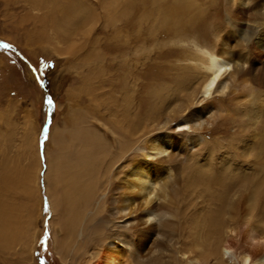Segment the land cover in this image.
Returning <instances> with one entry per match:
<instances>
[{"label":"rangeland","instance_id":"rangeland-1","mask_svg":"<svg viewBox=\"0 0 264 264\" xmlns=\"http://www.w3.org/2000/svg\"><path fill=\"white\" fill-rule=\"evenodd\" d=\"M109 1L0 0V218L3 225L11 226L6 239L0 240V264H95L89 262L90 256L118 239L111 209L121 205L124 194L115 190L119 184L115 175L120 170L127 172L130 160L126 157L112 166L125 155L122 148L132 137L126 130L140 128L137 146L141 147L136 146L129 154L134 165L144 157L146 139L159 134V123L169 116L174 102L183 109L168 130L177 133L182 114L195 105L186 89H194L197 76L183 67L194 47L183 40L201 34L196 36L200 41L203 37V41L216 45L217 35L233 34V46L242 52L253 48L257 37L247 34L242 40L238 31L230 33L233 27L227 18L226 0H127L110 10L113 17L108 15ZM241 3L237 0L239 9L234 6L233 11H237L236 22L244 30L254 23L247 20L253 19L251 7L245 9ZM86 25L93 28L87 36L82 30ZM56 40L62 43L57 50L53 46ZM246 73L238 76L237 93L234 87V93L216 97L222 116L210 130L178 133L182 139L193 134L206 137L195 152L185 145L183 155L172 163L179 164L180 173L195 163L207 164L212 195L205 205L187 198L188 193L183 194L186 200L181 197L180 201L170 199V195L164 200L161 195L160 211L173 206L180 215L175 236L159 234V239L157 233H148V246L155 245L162 251L155 252L162 261L157 257L159 262L152 264H185L178 260L188 233L182 227L194 206L205 207L218 216L221 222L218 229L212 223L213 232L227 227L235 230L238 251H243L240 239L247 227L254 225L261 233L264 230V211L261 221L246 225L238 217L225 218L222 200L217 197L228 190L233 194L242 189L247 171L251 176L264 174V81L258 82L252 72ZM182 76L186 79H179ZM245 78L258 96L252 105L262 117L256 131L250 127L254 119L248 120ZM126 102L130 107L123 113ZM154 117L160 121L151 123ZM243 143L251 147L248 159L240 150ZM233 171L238 178L227 183ZM56 173L63 178L58 183ZM36 174L38 188L33 182ZM158 184L170 192L169 185L163 181ZM68 195L72 202L67 200ZM163 219L156 220L159 226ZM161 231L174 233L172 227ZM121 232L132 241L137 237L134 231ZM141 256L144 264H150L144 253Z\"/></svg>","mask_w":264,"mask_h":264},{"label":"bare ground","instance_id":"bare-ground-1","mask_svg":"<svg viewBox=\"0 0 264 264\" xmlns=\"http://www.w3.org/2000/svg\"><path fill=\"white\" fill-rule=\"evenodd\" d=\"M125 1L127 0H110L108 2V7H107L108 15L110 17H113L112 14L109 13L111 12L110 10L114 7L118 8L119 5L121 6L122 2L124 4ZM213 1L216 2L217 0H213ZM236 1L237 0H226V2L228 3V6L226 7L227 15H228L227 18L229 19L233 27V29L229 31H231L230 33L238 31L240 34V39L242 40L246 39L245 35L247 34L249 36L256 34L257 37L254 39L253 48L249 50H247L246 48L245 49L246 51L242 50V52L239 51L236 48V45L233 46L232 38H231L233 34L228 35L227 33L217 35L218 42L216 45H211L203 41L202 39L203 37L200 38L201 39L200 41L196 36L201 34H197L196 36L195 35L193 37L191 36L192 38L183 40L184 43L190 42L194 47L193 53L191 52L192 53L191 57L187 59L188 62L186 63V65H183V67L184 69L191 70V72L193 74L195 73L197 76L196 77L197 79L196 80L194 79L196 82L194 80L192 81L196 83L195 85L192 83L194 85L192 86V88L194 87V89H191V86H189L186 89V92H191L189 95L192 99L193 104H195L194 106H197L196 104H199L200 106L197 108L193 106L190 109V111L186 112L185 114H182L183 115L182 120L177 124L178 126L177 129L179 131L178 133L183 134L184 132H188V131L207 132L208 130H210L216 124L217 118L219 116H222V110L218 108V106H216V101L218 99V98L216 99V97L217 96L224 97L227 96L228 93H231L232 88L236 87V85L237 86L239 85L238 76H240V73L243 74L244 72L245 73L252 72L254 80H257L258 82L264 81V12L261 11V8H263L264 5V0H242L241 6L245 9L249 6L251 7L250 10H252L251 16L253 17V19L248 18L247 19L248 22L254 23L253 25H250L248 29H245L243 27L244 30H242V27H240L239 23L236 22L237 16L234 14L236 10L233 11L234 6H236L237 9H239L238 5L236 4ZM246 3L247 6H244V4ZM65 21L67 22V24L71 22L69 19H67V17L65 18ZM60 25L61 24H59V26ZM89 28H90L89 25L88 26L86 25L84 28H82L86 36L89 35L93 29V28L92 29ZM199 29L197 31H199ZM76 32H68V35L76 34ZM196 32H193V34ZM247 41L249 43V40ZM59 45H62L61 41L59 40H56L53 43V46L56 50L59 49ZM247 73L245 75H247ZM179 79L185 80L186 77L182 76ZM245 83L246 85H244L245 86L244 90L246 91V93L244 96V100L248 106V110H247L248 120L250 121L251 119H254L253 121H250L251 122L250 127L253 129V131H256V127H257L256 125L258 124L261 115L259 114L260 115L259 116L258 112L253 110L252 105L254 104V102L258 101L257 100L258 96L255 93L254 90L255 88L253 89L254 85H252L251 87V85L248 84L247 79L245 80ZM177 89L180 91L183 90V88H180L179 86ZM234 89L237 93L236 90L237 87ZM238 95L239 94H237V98ZM239 100L240 99H238V101ZM175 103L176 102H174L173 106L171 107L170 112H168L169 116L167 118L161 121L155 117L152 119L151 123L160 121L158 126L160 132L158 135H155L150 139H146V142L143 140L147 144V146H145L146 148L144 147L145 150L143 151L144 157L141 161L135 163L134 165H133L134 159L131 160L132 155L130 156L129 154L130 152L134 151L136 149V146L138 145L137 136L140 135L139 133L140 128L135 127L134 128L135 131L134 130L129 131V128L126 130L128 131V133H130V137L131 136L132 137L128 140L129 141L128 144H127L128 141L127 142L125 141V145L122 148V152H125V155L121 158L116 159V161L113 163L112 166L114 168L117 162L121 161L122 159H125L126 157H128L130 160L128 163L130 164L128 165L129 167L128 171L123 173V171L120 172L121 171L120 170L115 175L117 176V179H119L118 180L119 184H117L118 186L115 190L116 191L119 190L124 194L120 199L121 203L119 204L121 205L114 208L115 210L113 208L111 209L112 211L111 213L115 217L114 222L116 224L115 225L113 222V227L115 228L114 231L119 233L118 239L116 240L114 239L112 241L107 242L105 244L106 247L102 249L101 253L97 252L91 255L90 257H92V259H89L90 263L94 262L95 264H144L145 262H143L141 259L142 258L141 255L143 253H144V257L146 256L145 261H147L148 263L150 262V264H152V261L153 262L162 261V259H160L158 255L155 253L157 252L159 254L158 251H160V249L156 248L155 245L152 244H151L152 246H148L149 237L148 239L146 237L150 232L153 233L155 232L158 235L162 234V236L163 234L166 233L171 234L170 236H175L176 228H177V218L178 215H180V213L176 209L177 207L175 208L173 206L164 207L165 210L161 209L163 211H160L161 195L164 200H167L168 198L166 196L170 195L171 196L170 199H174V201L175 200L178 201L177 199L179 198L181 199V197L186 200V197H183V194L188 193L189 195L187 196V198L193 197L195 201L197 199L201 201V203L204 205L207 204L206 199L208 195H212V191L210 192L212 177H209L208 171L205 170L206 168H208L207 164L200 165L195 163L194 165H192V167L189 170L184 168L182 173H180L181 169H179L178 166L179 164L177 163L178 165L177 164L174 165L172 163L175 157H178L179 155L180 156L183 155V152L185 151L183 147L185 145H189L190 148H194L193 152H195V150L198 149V147L200 146L202 140L206 138L201 134L200 136L193 134V135H185V138H183L184 139L183 140L181 138L182 136H180L174 129H173L174 131L168 130L175 115L178 114V112L180 114L181 109H183V107H181L180 109L179 104L177 105ZM249 103H250V107L248 105ZM181 105L182 104H180V106ZM129 107H130L129 102H126L124 105V110H122V112L123 113L127 112ZM130 112H128V114H130L131 116L132 114ZM133 118H130L131 123H133L132 122ZM260 120H262V117L260 118ZM137 126L140 127L139 125ZM152 127L149 128H151L152 130L154 129V127L153 128ZM241 145L242 146H240V150L242 156L248 159L247 157L250 155V152H252L251 147L247 143H243ZM137 147H141V145ZM58 170L59 169L57 168V171ZM236 174L237 173H235V171H233L232 173L230 172V175L228 174L229 176L227 183L238 178L236 177ZM249 174L250 171L245 172V175L247 176L244 179H242L241 182L242 189L234 192L233 194H230L228 190V193L225 194L224 196H222L223 194L221 196L217 195L218 199L221 198L222 200L221 205L223 206L224 209V212H221L220 210L218 212L223 213V216L228 219H237L236 217H238L237 220L241 221L243 224L246 225H249L248 222L250 221H254V222L261 221L262 220L261 216L264 211V174L255 175L256 173H254V176H251ZM207 176L209 179L206 178ZM35 177H36L34 178L35 181H33V179L31 180V178L29 179L30 182L31 181L35 182L36 188H38L37 174L35 175ZM54 177L57 183L63 180L60 173H56ZM180 177L181 178L183 177L182 182H180ZM199 177H201V179ZM161 181H163L165 185L170 186L169 188L170 192H168L166 187H162L161 185L158 184L159 182L161 183ZM54 189L55 188L52 189L53 193H54ZM104 197L105 194L102 195L103 199ZM66 198L69 202L73 199L72 196L70 195L66 196ZM112 199L113 202H117L116 198H112ZM203 200L205 202H203ZM215 203L217 202L215 201ZM161 206L163 207V205ZM259 209L260 211L257 212ZM158 218H164L163 221L160 220V222L162 221L160 226L156 222ZM1 219L2 218H0V240L5 238L6 234L9 233L8 232L9 227L11 228V226H8V224L3 225L1 223L2 221ZM183 220H185V218H183ZM180 222L181 221H179V223ZM220 222L218 216H214L209 212H207L205 207L197 208L196 206H194L193 214L190 215L189 218L186 217L185 223L187 224L186 225H183L184 223L181 224L183 225L182 230L183 231L185 230L188 233L187 236L184 237V243H182V245H184V248L183 249L180 248L181 250L178 253L179 254L178 260L182 262L184 261L185 264H236V263L264 264V234H263L264 230L261 233V231L258 232L257 230L258 228L256 229L254 225L253 226L251 225V227L250 226L247 227L246 231H244L243 233L244 235L242 239H240L245 249L243 248V251H240L242 249L241 248L238 251V248L235 247L236 246L235 239L237 234L233 228L227 227L221 231L218 230L216 232L212 231V223H215L214 225L217 228ZM236 225L237 224H235V226ZM233 226L234 225H232V227ZM163 227H168L170 229L172 227L174 233H169L168 231H161ZM261 228L259 227L260 230ZM123 229H125V232L128 231L136 232L137 237L135 238V240L132 241L130 237L124 235L123 234L124 232L123 233L121 232V230ZM238 233H240V231ZM83 234H84L83 230H81L79 232V235L82 236ZM169 238L171 239V237ZM159 239H160V235H159ZM153 253L156 254V258L154 257ZM172 255L175 254L173 253Z\"/></svg>","mask_w":264,"mask_h":264},{"label":"snow or ice","instance_id":"snow-or-ice-1","mask_svg":"<svg viewBox=\"0 0 264 264\" xmlns=\"http://www.w3.org/2000/svg\"><path fill=\"white\" fill-rule=\"evenodd\" d=\"M5 47H9L8 45H5ZM49 104L52 102L51 99L49 98L47 101Z\"/></svg>","mask_w":264,"mask_h":264}]
</instances>
